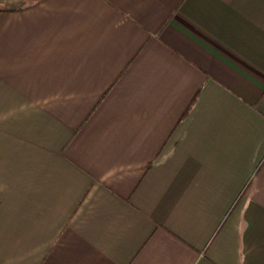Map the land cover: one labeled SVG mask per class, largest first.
<instances>
[{
    "label": "crops",
    "instance_id": "crops-1",
    "mask_svg": "<svg viewBox=\"0 0 264 264\" xmlns=\"http://www.w3.org/2000/svg\"><path fill=\"white\" fill-rule=\"evenodd\" d=\"M0 264H264V0H0Z\"/></svg>",
    "mask_w": 264,
    "mask_h": 264
}]
</instances>
